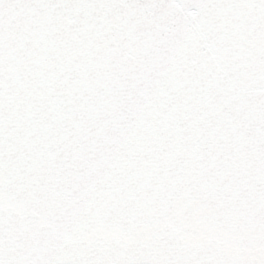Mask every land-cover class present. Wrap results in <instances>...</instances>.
<instances>
[{"label":"snow or ice","instance_id":"1","mask_svg":"<svg viewBox=\"0 0 264 264\" xmlns=\"http://www.w3.org/2000/svg\"><path fill=\"white\" fill-rule=\"evenodd\" d=\"M0 264H264V0H0Z\"/></svg>","mask_w":264,"mask_h":264}]
</instances>
